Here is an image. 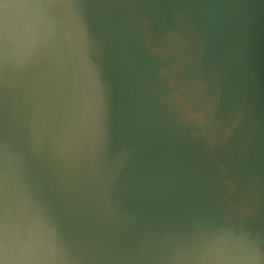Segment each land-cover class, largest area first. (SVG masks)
I'll use <instances>...</instances> for the list:
<instances>
[{
  "label": "water",
  "instance_id": "1",
  "mask_svg": "<svg viewBox=\"0 0 264 264\" xmlns=\"http://www.w3.org/2000/svg\"><path fill=\"white\" fill-rule=\"evenodd\" d=\"M0 22V259L264 264V0H0Z\"/></svg>",
  "mask_w": 264,
  "mask_h": 264
},
{
  "label": "clouds",
  "instance_id": "2",
  "mask_svg": "<svg viewBox=\"0 0 264 264\" xmlns=\"http://www.w3.org/2000/svg\"><path fill=\"white\" fill-rule=\"evenodd\" d=\"M26 7L32 8H46L47 5L43 4H31L25 5ZM6 32V29L3 26V23L0 22V44L6 39V36L3 33ZM21 42H25L27 37L22 36ZM7 232V217L2 212H0V251H2L4 256H8V248L6 243L3 242V237ZM0 264H35V260L31 255H20L13 257L10 261L6 259H0Z\"/></svg>",
  "mask_w": 264,
  "mask_h": 264
}]
</instances>
